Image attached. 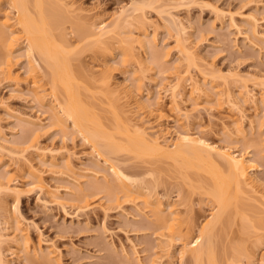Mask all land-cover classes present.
<instances>
[{"label":"rangeland","instance_id":"obj_1","mask_svg":"<svg viewBox=\"0 0 264 264\" xmlns=\"http://www.w3.org/2000/svg\"><path fill=\"white\" fill-rule=\"evenodd\" d=\"M45 1L58 26L47 15L41 25L55 28L52 40L68 50L80 102L115 141L128 143L130 134L119 130L130 121L169 148L188 130L250 159L257 191L248 186L238 195L232 186L231 219L216 223L214 239L216 251H228L224 260L219 252L220 264H264V0ZM16 13L0 0V178L22 191L19 197L0 191V230L11 238L3 245L6 264H180L185 243L217 212L210 171L187 169L160 152L143 159L120 149L112 156L136 181L112 179L109 164L57 111L49 66L40 61L31 71L25 35L10 40ZM102 24L115 38L95 41ZM130 37L149 42L129 46ZM183 47L192 50L191 61L180 54ZM172 209L180 221L171 222ZM8 219L22 231L12 232Z\"/></svg>","mask_w":264,"mask_h":264},{"label":"bare ground","instance_id":"obj_2","mask_svg":"<svg viewBox=\"0 0 264 264\" xmlns=\"http://www.w3.org/2000/svg\"><path fill=\"white\" fill-rule=\"evenodd\" d=\"M9 1H10L11 6L17 11L16 16H15L16 21L14 22V26H16L14 31H17V32H12V34L10 35V40L16 41L18 39V36H17L18 33H22L23 35H25V47H26V51L30 57L29 63L31 65V68H30L31 71H33V70L35 71L37 69H40L39 68L40 67L39 65L41 64L40 61H45V63L49 66L48 69H50V71L47 70L48 73L51 72V75L49 74V76H51V79H49V80L51 83H53L52 86L54 87V88H52V90H53L52 93L54 92V90H56L54 93L57 92L56 94L53 93L54 97L52 96L53 102H55V104H56L55 106L58 108L57 111L62 113V116H64L66 120H69L72 123V126L75 129H77L81 133V135L84 137V139L92 145V147H93L92 149H94L96 151V154L100 158H102L106 163L109 164L110 169L112 171V174H111L113 177L112 179L117 180V181L123 183L124 185H126L128 183L130 185L131 182L133 183L136 181L133 178V176L130 175L131 173L129 174L128 169L125 167L127 169L126 170L121 166L120 162L122 159L119 161L117 159L118 157L115 158L112 156V153H114L116 150H117L116 152H119L120 149H123V151L124 150L125 151L126 150L132 151V153L135 152V156L138 154L137 155L138 157L144 156V158H145V156L148 157V154L152 151L153 152H160V154H158V155L164 154L165 157L169 156L173 159L176 158V160L174 159L175 161H179L180 159H182L179 162L182 163V161H183V164H187L186 166H188V164H189L187 169L190 167L193 169L197 168L196 170H198L199 169L198 167H200L199 170H205V168H207L206 170L208 172L210 171L209 174L212 175L211 179H213V181L210 179L212 182V185L210 182L211 186H210L209 190H211V192H210L211 194H209V196L212 195V197L215 198V199L212 198V199H214V201L213 200L212 201L215 202L216 204L215 203L214 204L218 207V208H215L217 212L216 211H215L216 213L213 212V213H215V214H213V216H211V218L212 217L213 218L210 220V222H207L205 225L203 224L204 226L198 230V235L192 241H190V242L188 241L189 243L188 242L185 243V246H183L184 247L183 250H181V252H180V264H186V263H188V264H220V261L222 262V259L224 260V257H225L224 251H226L227 249H224V250L220 249V251L218 249V251H216L217 250L216 249V242L214 239V233L216 230L214 228H215V225L217 222L221 223V220H222V223H225V226H226L227 222H229V220L231 219L230 218V215H231L230 203H232L231 201H234V198L237 199V197H235L237 195H235V194H234L235 196L230 195V193L233 191V187H234V192L236 194H238L237 193L238 189H239V191H241V190H243V188L245 189V187H248V186H250V188L248 187L249 191L250 190H251V192L257 191L255 184L252 183L253 178L251 180L252 182L249 180L250 179V177H249L250 171L255 169V166L253 163H251L250 159H247V157L244 155V153H236V152L232 151L229 147L228 148L217 147L216 145H214V143L213 144H212V142L210 143V141L207 138L205 139L204 137H202L198 134H194V132L191 133L188 130H186L182 133L180 132L177 136V139H175L176 141L173 143V147L169 148L171 145H167L164 143L162 144L158 137H155V138L152 137V139L149 138L150 136H148L149 134H147L145 129L141 128L140 126H137L136 124H132L133 122L130 123V121L127 122V124L129 123V125H127L126 127L123 128L121 126L122 129L119 128L120 129L119 132L124 130L125 134H127V133L130 134V135H128V138H127L128 143H127V141H125L127 144L126 143L124 144L122 142L119 143V141L116 140L118 142L117 143L114 139L116 137H113L115 135L111 134L112 135L111 136L110 133L107 134L106 132H104V130H102V126H101L100 121H98L97 118L93 119L92 114H91V118L93 120H91L90 114H89L90 111H88L85 108L86 106L83 103H81L83 100L80 98V96L77 95L78 92L75 91V89L77 88L78 85L76 86V88H75L74 84L72 85V83H73L72 81L74 80V78H73L74 73L71 74V72H74V71L73 70L71 72L69 71L70 69H68V68L70 66H69V63L67 64V62H66V59H67V61L69 60V57H67V55H66L68 53L67 52L68 50L64 49L65 45H63L61 43L62 41L57 39L56 40L58 42L57 43L55 40H54V42L52 40L53 37L51 34H53V36L55 37V35H54L55 32H53L55 30V28H53L54 30L52 29L53 31L50 30L51 29L50 22L52 23V21H50L48 23V25L50 24L49 25L50 29H49V27L46 28L47 27L46 25H44V26L41 25V23L44 24V22L46 20H48V21L53 20V22L55 21L54 22L55 24L56 23L58 24V18H56L57 21L54 20L56 15L55 16L51 15V13L53 14V11H52L53 9H51L52 7H54V6H52L53 4L51 3V6H50L49 4H47L48 2H46V1L44 2V0H43V3H42V0H34V1L33 0L32 1L31 0H9ZM30 1L34 2V4L30 3ZM29 3L32 6L35 5L32 7V10L34 9L33 12L30 11L31 5ZM45 3H46V6L43 5ZM47 6H48V10L50 9L52 11L51 12L49 10L51 13H48L49 11L47 12V8H46ZM136 10H139V8L136 7L135 9H133L132 13L135 12ZM38 11L41 12V14L39 13V15L37 16V17H39V20L37 17H35V14H38ZM43 11L46 12V14ZM125 11H123V12H125ZM34 12H35V14H34V16H32ZM49 14H50V16L48 18ZM46 15H47L46 20H43V19H45ZM40 17L42 18L41 21H40ZM39 21H40V24H39ZM55 24L53 25V27H55ZM48 29L50 31H48ZM51 31H52V33L50 34ZM93 35L96 37L95 41L104 43L107 39L115 38L116 31L112 27H110L109 25L102 24L99 26V30H97ZM136 40L137 39L130 37V38L126 39V42L129 43V46H132V44L135 42H139L141 44H145V42H149V41H145L146 39L144 40L143 38L138 39L137 41ZM10 46L13 47L14 46L13 43H11ZM142 47H144V46H142ZM191 51H189L187 48L183 47L180 50V54L184 55V57H185L184 59L191 61L193 58L192 57L193 54ZM155 52H158V51H155ZM155 54H157V53H155ZM68 55H69V53H68ZM156 56L154 55V58ZM181 57H183V56H181ZM156 58H158V56ZM41 68H42V66H41ZM185 71L188 72V69ZM35 73H37V71ZM218 75H220V74H218ZM75 77L77 78L76 74H75ZM213 77H215L214 79H217L216 76H213ZM220 78H222V77H220ZM102 80L106 83L109 80V78L104 77V79L102 78ZM59 84L63 85L64 87L62 86V88H64V89H62L61 87H60L61 89L58 88L60 86ZM56 85L57 86L59 85V86L57 87ZM178 85H175V86L173 85L174 86L173 87L174 92H177L175 90L178 88ZM57 88L60 91V93H61V90L62 91L65 90L62 92V93L65 92L64 93L65 98L63 100H60V97L59 98L57 97L58 96ZM76 90H78V88ZM196 90L200 91L199 87L198 88L196 87ZM43 92L44 91H42V93L40 94V98L42 100H45L48 93L47 92L43 93ZM51 100H52V98H51ZM85 103H87V102H85ZM123 123H125V122H123ZM125 125L126 124H124V126ZM118 126H119V124H118ZM132 126H133V129H132ZM114 127H116V125ZM124 131H123V133H124ZM132 132L135 134V137L131 136V134L133 135ZM119 138L122 139V137H119ZM121 141H123V140H121ZM120 151H122V150H120ZM43 152H45V151H43ZM46 153L44 155H46ZM52 153L54 154V152H52ZM151 156H153V155H151V153H150L149 157H151ZM177 158H179V159H177ZM193 160L196 161V165H194ZM191 161H192V163H191ZM219 162L222 163L221 166L225 165V170L227 168V171H228L227 174L224 175L222 171L219 172V170L221 168H223L221 166L220 167L218 166L220 164ZM191 164H193L195 167H192L193 165H191ZM186 166H185V168H186ZM217 166H218V169H217ZM3 179L4 178H0V180H2V181H0V191L1 190L3 191V189L5 190V192L11 191L10 193H12V194L14 193L17 197H19L22 191L18 187L11 185V181H13V180L11 178H7V179H5L6 181H3ZM254 179H255V177H254ZM129 185H127V186H129ZM235 187H236V190H235ZM10 193H8V194H10ZM232 197H233V199H232ZM230 199H232V200L230 201ZM17 200L19 201V199H17ZM144 202H147V200H144ZM233 203H232V205H233ZM236 204H237V202H236ZM149 205H150V203H149ZM159 205H160V203H159ZM172 206H171V204H169V207H172ZM179 213H180V211H178V210L177 211L175 209L171 210V214L173 215L170 218L171 222L180 221ZM159 217H161V216H159ZM161 219H163V218L161 217ZM245 219L246 218L243 219V221H244L243 223L246 226H248V228H249L250 225H247V223H249V221H247L248 219L245 221ZM8 222H10V226H11V228H13L12 232H13V230H14V232L18 231L21 228V225H20L21 223L19 221H18L19 223H17L19 226L18 225L16 226L15 224L13 225L14 222L11 224L10 220ZM165 224L162 223V224H160L161 226H159V227L167 228L168 225H165ZM174 224L175 223H172V224L170 223L168 227L174 226ZM242 226L245 227L243 224H242ZM11 228H10V230H11ZM4 229L2 228L3 231H4ZM21 229L19 231H22ZM2 230H0V264H6L7 260H6L5 255L7 253L6 254L4 253L5 250L3 249L4 248L3 245H5V243H7V241L9 242V240L11 238L9 239L8 234L2 233ZM8 233H10V232H8ZM13 234H14L13 236L15 237V234H17V233H13ZM168 235H170V233ZM168 235H166V236H168ZM27 239H28V237H27ZM173 239H174V237L171 234V236L168 238V240L172 242ZM25 240H26V238H25ZM28 241H29V239L27 241H24V243L27 244V245H25L26 247L28 246ZM218 241H220V238ZM9 243H11V242H9ZM12 243H14V242H12ZM219 245H220V243H219ZM219 248H220V246H219ZM24 249L26 251V248H24ZM221 250L223 251L222 252L223 257H221L222 259L220 258L221 259L220 260L219 256H222V254H219V252L221 253ZM14 252L12 254H15ZM217 252H218V254H217ZM227 252L228 251H226V253ZM40 253H41V251L39 252V256H41ZM44 253L42 255H44ZM49 254L50 253L47 252V254L44 255V257H45L44 259H46V263H47V260L49 259V257H51ZM187 254L189 255V258H187V259H189V261L185 263L184 259L186 258ZM137 257H138V255H137ZM25 259H27V258H25ZM152 260H154V259H152ZM154 262L155 261H153V263ZM223 264H224V262H223Z\"/></svg>","mask_w":264,"mask_h":264}]
</instances>
